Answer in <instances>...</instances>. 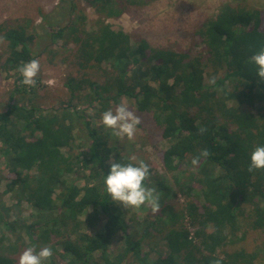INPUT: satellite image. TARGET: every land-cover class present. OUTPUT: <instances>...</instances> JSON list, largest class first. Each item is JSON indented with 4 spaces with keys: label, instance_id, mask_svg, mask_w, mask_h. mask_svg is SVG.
I'll list each match as a JSON object with an SVG mask.
<instances>
[{
    "label": "trees",
    "instance_id": "1",
    "mask_svg": "<svg viewBox=\"0 0 264 264\" xmlns=\"http://www.w3.org/2000/svg\"><path fill=\"white\" fill-rule=\"evenodd\" d=\"M89 1L103 14L96 31L85 30L76 0H61L53 13H43L42 33L30 19L0 24V68L18 73L11 100L0 111V159L9 172L8 188L33 205L29 217L15 208L9 220L11 208L0 201V227L27 248L50 246L53 260L46 264H264V169L248 171L252 151L264 145V81L249 63L264 49V8L245 0L223 4L197 29L204 46L193 53L154 47L144 37L133 45V35L103 18L148 0ZM58 12L69 17L67 24L53 20ZM60 38L64 48L54 50ZM70 42L77 47L65 54ZM71 52L82 76H67L69 100L51 107L38 103L36 86L21 84L19 67L45 53L52 64H65ZM104 62L110 67L103 68ZM86 88V105H98L91 115L72 103ZM123 97L134 101L137 113L150 114L169 141L163 153L167 170L176 174L179 165L209 151L183 182L175 175L174 185L185 195L181 207L168 202L175 191L154 176L156 183L148 178L145 184L160 195L155 214H129L107 193L111 158L127 163L134 154L150 164L114 143L103 123L93 126L91 117L102 118ZM80 132L89 141L75 153ZM161 242L167 252L151 259L146 244L156 249ZM18 260L0 236V264Z\"/></svg>",
    "mask_w": 264,
    "mask_h": 264
},
{
    "label": "rangeland",
    "instance_id": "2",
    "mask_svg": "<svg viewBox=\"0 0 264 264\" xmlns=\"http://www.w3.org/2000/svg\"><path fill=\"white\" fill-rule=\"evenodd\" d=\"M78 3V10L83 11L86 16L85 30L87 32L96 31L98 29V21L101 20L102 13H99L89 0H76ZM242 0H148L140 1L137 4H129L128 9L122 12L119 16H106V23L110 24L116 31L123 30L133 35V45L136 42L134 39L137 37H144L154 47L170 48L176 51L192 50V52L203 50L202 38L197 34V29L205 19L218 13L220 7L228 2H238ZM250 5L262 6L264 8V0H245ZM61 4V0H0V24L9 23L15 24L25 19H30L34 25L41 32V24H44L42 14L53 13L57 6ZM59 12L53 19H59V23L67 24L69 17L63 18ZM40 26V27H39ZM42 33V32H41ZM39 41V40H38ZM41 41H39L40 43ZM41 44H45L42 43ZM54 50H63L64 39L60 38L52 44ZM76 44L70 42L67 51L76 49ZM39 48V45L36 46ZM5 45L0 41V56L3 54ZM64 54H60L62 56ZM70 60H67L65 64H52L50 62V55L47 53L42 54L38 58L40 61V72L37 76L36 90L39 95L37 102L45 104L48 107L61 106L66 103L70 96L65 85V80L69 74L76 77H81L82 74L78 70V64H75V55L69 53ZM4 56L1 58L3 61ZM102 67H110L106 62L102 63ZM16 77L18 73L8 75L6 71L0 68V111L6 110L9 101L11 100V92L16 85ZM89 90L86 88L82 90L81 97L75 98L72 103L77 105V109L85 110L89 115L94 113L97 104L86 105L88 98L84 93ZM15 98L19 96L16 93ZM127 104L132 110H136L134 101L123 97L122 101ZM115 106L112 107L114 109ZM136 112V111H135ZM142 123L138 126V131L134 140L129 141L127 138L124 140L114 139V143L121 145L125 144L129 151H136L143 155L150 164V176L149 180L156 183L153 180V176L158 181H164L168 183L172 190L175 191L176 197H172L168 202L175 204L178 207L184 205L185 195L180 191L179 186H175V175H181V182L185 179L189 173L188 169L193 170L197 166L192 164L179 165L176 174L165 168L163 164V153L169 147V141L161 136V133L157 131L154 125V121L149 114H140ZM93 126L98 127L102 124V118L99 116L91 117ZM82 123L78 125L81 127ZM89 138L86 132H80L78 139L73 142L72 151L79 152L80 146L86 144ZM112 143V140H111ZM65 149V148H63ZM133 149V150H132ZM113 159V158H111ZM110 161V160H109ZM33 172V171H32ZM82 168L79 173L82 175ZM9 172L5 167V162L0 159V201L7 207H10L9 220H13L15 217V208H21V214L27 218L33 213V205L21 194L8 188ZM76 178L79 184L83 183V180ZM188 187V184H186ZM177 197L179 198L178 200ZM18 199H23L21 203H18ZM202 200V199H201ZM203 201V200H202ZM129 214H137L141 218L146 213H152L151 208L147 205H143L140 208H127ZM152 216V215H151ZM187 224V223H186ZM85 231L92 232V229L85 228ZM0 236L7 238V242L12 244V248L15 251V255L19 256L27 248L22 244L23 239L15 241V237L12 231L6 229L4 226L0 227ZM147 251L150 252V258L156 259L159 254H165L168 250L167 246L161 242L159 245L152 247L146 244ZM53 257L51 258V261ZM46 264V263H45Z\"/></svg>",
    "mask_w": 264,
    "mask_h": 264
},
{
    "label": "clouds",
    "instance_id": "3",
    "mask_svg": "<svg viewBox=\"0 0 264 264\" xmlns=\"http://www.w3.org/2000/svg\"><path fill=\"white\" fill-rule=\"evenodd\" d=\"M249 63L256 67V74L261 81H264V49L252 55ZM18 71L22 76L21 84L35 87L37 76L40 72V61L31 59L23 63ZM215 84V77L209 81ZM102 123L107 129H111L112 136L124 140L132 141L138 131V126L142 123L141 116L132 110L127 104L121 102L114 109L109 108L102 113ZM205 128H200L203 134ZM207 149L202 150L198 156L193 157L191 163L197 166L201 158L209 156ZM127 163H121L117 159H110V171L105 176L104 183L106 191L113 201L122 204L124 208H140L147 205L152 213L159 212L161 208L160 195L155 187L146 186L145 181L150 176V166L136 155L128 157ZM248 171L264 169V145L257 146L251 153ZM53 256L50 246H44L39 250L34 247L26 248L19 256L18 264H45ZM215 264H220L217 260Z\"/></svg>",
    "mask_w": 264,
    "mask_h": 264
}]
</instances>
